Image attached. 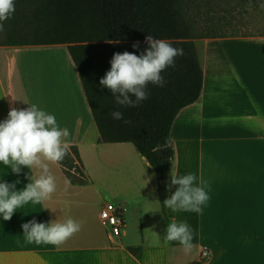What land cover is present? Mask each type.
Returning <instances> with one entry per match:
<instances>
[{"label": "crops", "instance_id": "1", "mask_svg": "<svg viewBox=\"0 0 264 264\" xmlns=\"http://www.w3.org/2000/svg\"><path fill=\"white\" fill-rule=\"evenodd\" d=\"M194 43L203 69L202 90L172 123L170 173L202 175L209 182L210 199L202 214L168 208L163 213L155 172L135 147L136 156L130 154L132 143H101L105 146L100 148L98 130L89 139L88 130L95 123L82 100L70 111L58 99L50 76H43L28 58L29 51L60 44L0 46V121L7 118L10 108L26 109L32 104L54 114L60 127L73 129L69 140L78 150L87 179L83 185L72 184L58 163L49 164L57 184L51 199L24 205L10 220L0 216V264H264V30L216 34ZM113 156L126 165L123 177L128 176L129 189L109 191L125 216L121 237L111 241L99 219L107 202L92 181L91 167ZM29 175L35 179L38 170L22 167L17 175L0 164V181L18 180L17 190L29 182ZM176 187L166 190V199ZM91 191L101 199L92 213ZM68 218L80 222L81 228L64 244L25 243L23 223ZM133 218L140 224L136 232L131 227ZM173 219L193 230L190 253L179 242L164 239ZM203 248L208 250L207 259L200 257Z\"/></svg>", "mask_w": 264, "mask_h": 264}, {"label": "trees", "instance_id": "2", "mask_svg": "<svg viewBox=\"0 0 264 264\" xmlns=\"http://www.w3.org/2000/svg\"><path fill=\"white\" fill-rule=\"evenodd\" d=\"M185 4L186 0H15V12L0 32V46L66 45L99 142L132 143L150 161L163 213L174 153L172 123L182 108L198 99L202 90L203 69L194 39L216 36L197 34ZM148 35L182 48L184 55L177 56L175 66L161 73L163 87L149 83L146 100L137 107H122L99 81L110 69L114 53L128 51L139 55L148 47ZM133 44L138 46L133 48ZM113 111H121L123 119H113ZM58 164L72 184L86 183L75 146H70Z\"/></svg>", "mask_w": 264, "mask_h": 264}, {"label": "clouds", "instance_id": "3", "mask_svg": "<svg viewBox=\"0 0 264 264\" xmlns=\"http://www.w3.org/2000/svg\"><path fill=\"white\" fill-rule=\"evenodd\" d=\"M14 12L15 0H0V32L4 31V22ZM145 40L148 47L139 55L128 51L114 53L110 69L99 81L122 107H137L141 101L146 100L149 83L163 87L165 80L161 73L169 66H175L177 56L184 55L182 48H175L164 39L148 35ZM137 46L133 44V48ZM111 115L115 120L123 119L121 111H113ZM69 136V130L60 127L54 114L42 110L36 104L26 109L10 108L7 118L0 121V164L17 175L21 173L22 167L38 170L35 179L28 176L29 182L21 190L16 189L18 180L12 183L0 181V216L5 221L10 220L15 211L24 205L42 204L51 199L57 190V184L49 164L61 162L69 153ZM144 163L151 167L147 158ZM170 175L166 190L173 185L177 187L163 201L164 206L172 212L202 214L203 206L210 199L209 182L202 175L180 174L178 170ZM21 228L27 244L60 246L80 231L81 223L72 218L49 223L33 219L23 223ZM164 239L167 242H179L186 254L194 247L193 230L184 221L173 219L168 223Z\"/></svg>", "mask_w": 264, "mask_h": 264}, {"label": "rangeland", "instance_id": "4", "mask_svg": "<svg viewBox=\"0 0 264 264\" xmlns=\"http://www.w3.org/2000/svg\"><path fill=\"white\" fill-rule=\"evenodd\" d=\"M185 7L187 8L188 16L191 18L197 34L200 35L237 33L239 31L256 32L264 30V0H186ZM198 39L199 38H196L194 40L198 41ZM28 58L32 59L33 62L35 61L38 66V71H42L43 76H50L49 82L55 84L58 99H61V102L65 104L70 111L71 106H73V109H76L78 100L79 102L82 100L81 104L88 110V117L93 124L91 111L87 106L77 70L70 58L66 46L60 44L47 49H34L29 51ZM63 62L65 63V69L62 67ZM79 90L81 97L78 95ZM69 103H71V105H69ZM58 105L63 107L62 104ZM67 129L73 130L72 128ZM69 133L70 136L68 139L72 137L70 131ZM89 133V139H94L93 135L97 133L95 125L91 127V130H88V134ZM99 143L101 144L102 142ZM100 146H102L100 148H104L105 144H101ZM130 148L131 149H128L130 154L136 156L137 151L132 144H130ZM108 158L109 157H103V163L99 162L92 165L91 168L94 169L92 181L94 185H98L96 188L102 191L103 200L114 204L115 201L111 199L112 195L109 194V191L113 188L121 187L119 189L127 192L129 189L127 186L129 185V180L128 176H126V179L123 177V172H126V165L124 162L122 163L121 158L117 156L111 157L110 160H108ZM103 184L106 185L107 188L104 187ZM89 197V212L92 213L97 205L101 203V199L97 196L95 191H91ZM131 223L133 231L136 232L137 228H140L139 221L137 222V219L133 218Z\"/></svg>", "mask_w": 264, "mask_h": 264}, {"label": "built area", "instance_id": "5", "mask_svg": "<svg viewBox=\"0 0 264 264\" xmlns=\"http://www.w3.org/2000/svg\"><path fill=\"white\" fill-rule=\"evenodd\" d=\"M99 219L106 228L109 240H118L125 226L124 209L111 202H107L99 211ZM201 259L208 258V250L203 248L200 253Z\"/></svg>", "mask_w": 264, "mask_h": 264}]
</instances>
